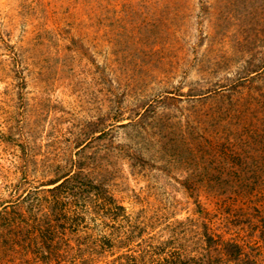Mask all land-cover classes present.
<instances>
[{
  "label": "rangeland",
  "instance_id": "rangeland-1",
  "mask_svg": "<svg viewBox=\"0 0 264 264\" xmlns=\"http://www.w3.org/2000/svg\"><path fill=\"white\" fill-rule=\"evenodd\" d=\"M225 242L264 264V0H0V264Z\"/></svg>",
  "mask_w": 264,
  "mask_h": 264
},
{
  "label": "trees",
  "instance_id": "trees-1",
  "mask_svg": "<svg viewBox=\"0 0 264 264\" xmlns=\"http://www.w3.org/2000/svg\"><path fill=\"white\" fill-rule=\"evenodd\" d=\"M68 182V177L64 176L62 178H56L52 181H50V184L55 185L51 190H57L59 188H62L66 185ZM208 243L212 242L211 237H207ZM225 253L230 256V258L233 261H237L238 263L241 264H252L250 261H244L240 258V253H241V246L235 242H225ZM186 264V263H183ZM188 264V263H187Z\"/></svg>",
  "mask_w": 264,
  "mask_h": 264
}]
</instances>
